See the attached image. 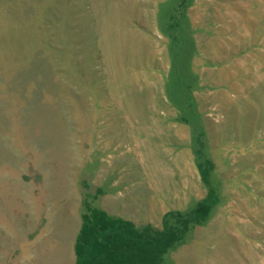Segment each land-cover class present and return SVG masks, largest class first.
<instances>
[{"label":"rangeland","instance_id":"374dc122","mask_svg":"<svg viewBox=\"0 0 264 264\" xmlns=\"http://www.w3.org/2000/svg\"><path fill=\"white\" fill-rule=\"evenodd\" d=\"M160 1L0 0V264H75L86 199L161 230L213 188L162 264H264V0H235L244 51L229 0H174L172 27ZM195 1L219 10L193 59Z\"/></svg>","mask_w":264,"mask_h":264},{"label":"trees","instance_id":"16d2710c","mask_svg":"<svg viewBox=\"0 0 264 264\" xmlns=\"http://www.w3.org/2000/svg\"><path fill=\"white\" fill-rule=\"evenodd\" d=\"M195 149L203 179L210 185L212 165L202 160V150L197 146ZM215 195L213 188L210 196L190 215L170 214L161 230L150 226L139 229L130 221L109 216L86 199L82 225L75 241V264H162L165 255L183 241V226L207 219L219 201L213 200Z\"/></svg>","mask_w":264,"mask_h":264},{"label":"crops","instance_id":"0c3cea01","mask_svg":"<svg viewBox=\"0 0 264 264\" xmlns=\"http://www.w3.org/2000/svg\"><path fill=\"white\" fill-rule=\"evenodd\" d=\"M170 1H173L172 4L170 3ZM229 1L231 2V3H229V8H234V10H232V9L229 10V15H230L229 18L232 19L233 23H235L233 25L236 26V29H232V27H231V28H229V31H234L236 33V37H235L234 42L237 45L239 43H241V45H242L241 50H243V44H244V39H245L244 35L246 34L248 39H250V36H249V16L250 15H249V13L245 14V8L249 9V6H248L249 4L245 5V6H244V4H241L240 5L241 9L240 8L236 9V5L238 3L235 0H229ZM178 2H181L180 4L183 5L182 0H178ZM176 6L177 5H175L174 0H162V1H160L159 5L156 6V12H157V16H158L157 19L159 20L160 16L163 15L164 20L167 22L166 24L169 27H172V25H174V22H172V21H174L176 19L178 14L181 15V12H182V6L180 9H176ZM218 10H219V6L217 4L216 5L215 4H213V5L208 4L207 5V3H205V5L200 6V4L199 5L197 4V1H195V4L193 6H190V7L188 6V8L186 9V11L188 12V15H187V17L185 15L184 18L185 19L191 18V22L193 24V26H191V28H190V25H189V27L187 25V29L189 28V30H188L189 34L186 33L187 36L188 35L191 36V42L194 43V46H195L194 51H193V52H195V54L193 55V59H196L197 57H202L201 56L202 55L201 54V48L206 45L205 44L207 42L206 37L208 35H209V37L216 38V35L218 33V26L216 25L215 20L218 16V14H217ZM186 11H184V13ZM187 12H186V14H187ZM199 12H201L202 16L198 15ZM203 14H204V17H203ZM212 18L214 20L213 26L211 23L207 24L206 22H203V21L208 22V20H211ZM184 33H185V31H184ZM161 34H163L162 35L163 41H165V39H169L170 35L168 32L167 33L163 32ZM211 44H214V48L217 46L215 40L213 42H211ZM211 57L213 58V56H211ZM241 57L243 58L242 60L248 59L247 56L244 54H242ZM229 58H235V56L231 54V55H229ZM245 62L241 61L242 66L247 65ZM199 67H200V65H198V64H197V66H195V71H196L197 75L201 76V75L206 74L208 72L207 68L203 70V69H201V67L200 68ZM169 127L170 126H168V129H169ZM104 182H106V180ZM104 182H103V184L101 183L99 186H104L105 185ZM113 185H114V187L117 185L116 180L113 183ZM105 193L106 192L103 191V194H105Z\"/></svg>","mask_w":264,"mask_h":264},{"label":"bare ground","instance_id":"6f19581e","mask_svg":"<svg viewBox=\"0 0 264 264\" xmlns=\"http://www.w3.org/2000/svg\"><path fill=\"white\" fill-rule=\"evenodd\" d=\"M135 134V133H134Z\"/></svg>","mask_w":264,"mask_h":264}]
</instances>
